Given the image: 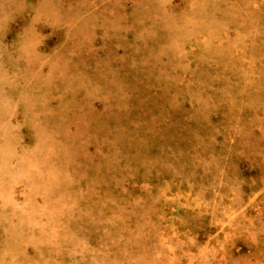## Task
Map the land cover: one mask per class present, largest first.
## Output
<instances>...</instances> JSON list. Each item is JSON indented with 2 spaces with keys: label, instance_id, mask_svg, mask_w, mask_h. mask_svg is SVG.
I'll return each instance as SVG.
<instances>
[{
  "label": "rangeland",
  "instance_id": "obj_1",
  "mask_svg": "<svg viewBox=\"0 0 264 264\" xmlns=\"http://www.w3.org/2000/svg\"><path fill=\"white\" fill-rule=\"evenodd\" d=\"M0 264H264V0H0Z\"/></svg>",
  "mask_w": 264,
  "mask_h": 264
},
{
  "label": "bare ground",
  "instance_id": "obj_2",
  "mask_svg": "<svg viewBox=\"0 0 264 264\" xmlns=\"http://www.w3.org/2000/svg\"><path fill=\"white\" fill-rule=\"evenodd\" d=\"M6 141V140H5ZM3 142H4V140H3ZM3 178H4V176H3Z\"/></svg>",
  "mask_w": 264,
  "mask_h": 264
}]
</instances>
